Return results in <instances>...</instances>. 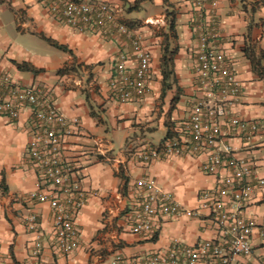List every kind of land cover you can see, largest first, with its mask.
<instances>
[{"label": "crops", "instance_id": "1", "mask_svg": "<svg viewBox=\"0 0 264 264\" xmlns=\"http://www.w3.org/2000/svg\"><path fill=\"white\" fill-rule=\"evenodd\" d=\"M89 1L115 6L120 22L141 35L152 52L151 90L146 96L128 102L112 95L110 78L120 54L127 53L131 66L137 64L127 35L106 39L91 32L80 33L58 19L42 0H0L1 13L11 10L13 14L8 24L0 15V64L23 83L48 86L61 112L79 121V126L64 140L63 155L73 166L74 178L82 187L98 191L78 216L81 246L64 252L57 243L54 211L49 202L32 197L33 192L48 188L28 163L34 137L32 111L23 108L13 121L0 117V260L3 264H145L148 256L165 255L176 242L195 245L221 237L207 209H201L195 217L162 219L156 223L152 235L133 233L131 227L145 199V193L136 187L141 176L150 174L180 204L196 208L201 193L215 189L219 175L230 174L227 169L217 174L204 172L206 154L169 156L145 164L137 161L134 153L143 142L149 141L145 138L147 134L162 131V138L151 142L154 144L183 134L182 124L190 114L191 101L200 94L194 59L199 45L196 27L202 15L216 22L217 43L233 61H238L241 56L247 57L249 46L256 45L264 51V0H206L203 10L194 0ZM172 19L176 36L169 26ZM148 20L155 23L149 24ZM48 38L66 45L71 52L59 48L63 54L57 60L39 62L25 57L22 45L14 49L15 41L48 49L49 45L54 46ZM168 43L171 49L178 46V52L174 74L168 81L172 86L162 96L163 54ZM14 60L31 63L37 72L19 70ZM246 60L244 74L234 65L244 89L229 106L244 120H258L262 130L250 141L236 133L224 143L237 156L247 159L254 170L251 180L255 190L242 214L259 226L252 235L251 255H238L233 264H261L264 185L258 186L255 177L264 178V78L254 72L248 57ZM64 67L63 72H58ZM116 141L121 142L120 146H116ZM32 214L37 216V229L30 227Z\"/></svg>", "mask_w": 264, "mask_h": 264}, {"label": "built area", "instance_id": "2", "mask_svg": "<svg viewBox=\"0 0 264 264\" xmlns=\"http://www.w3.org/2000/svg\"><path fill=\"white\" fill-rule=\"evenodd\" d=\"M42 1L58 19L80 33L91 32L106 39L127 35L137 64L131 66L127 53L120 54L110 78L112 95L128 102L150 92L152 52L138 32L120 22L115 6L89 0ZM194 3L203 10L206 0H194ZM147 23L154 24L155 21L148 20ZM215 23L202 15L196 27L199 45L194 70L200 94L191 101L190 114L182 124L183 134L167 137L160 144L143 142L134 158L149 164L169 156L206 154L204 172L217 174L227 169L230 174L219 175L216 188L203 191L196 208L180 204L174 194L160 187L150 174L141 176L136 187L145 193V199L131 230L135 234L152 235L156 223L162 219L195 217L201 209H207L221 237L205 239L195 245L176 242L165 255L148 256L145 264H233L236 256H249L253 250L252 235L259 226L246 219L242 212L255 190L251 180L254 170L247 159L237 156L224 142L236 133L241 134L246 142L250 141L262 130V125L258 120H244L230 109L229 105L241 96L244 82L234 69L233 59L217 43L219 29ZM26 107L32 111L34 130L28 163L48 187L33 192L32 197L49 202L54 211L58 246L64 252H72L82 244L79 213L88 199L98 194V191L82 187L74 178L73 166L63 155L64 140L79 126V121L69 119L61 112L48 86L23 83L0 64V117L13 121ZM255 179L258 186L264 185V178ZM29 221L30 227L37 229L35 214L29 216ZM260 229L264 237V223ZM0 264H3L1 260Z\"/></svg>", "mask_w": 264, "mask_h": 264}, {"label": "trees", "instance_id": "3", "mask_svg": "<svg viewBox=\"0 0 264 264\" xmlns=\"http://www.w3.org/2000/svg\"><path fill=\"white\" fill-rule=\"evenodd\" d=\"M170 30L174 32L175 34V20L172 19L169 22ZM173 34V35H174ZM176 36V34H175ZM176 38V37H175ZM51 44L54 46L64 50V51H69L71 50L66 46L59 44L57 41H54L50 38L47 39ZM178 52V46H175L174 48L171 49L170 43L165 44L164 46V54H163V89H162V96L165 95V91L172 86L170 82H168L171 78V76L174 74L173 72V64H174V59L175 55ZM246 55L248 59L251 62L252 68L254 72L258 74L259 77L264 78V51L261 49H258L256 45L249 46L246 49ZM14 64L17 66L19 70L22 71H32V72H37V69L29 62H18V61H13ZM65 69L61 68L58 70V72H63ZM174 82H177V79L174 77ZM176 100V99H175Z\"/></svg>", "mask_w": 264, "mask_h": 264}, {"label": "rangeland", "instance_id": "4", "mask_svg": "<svg viewBox=\"0 0 264 264\" xmlns=\"http://www.w3.org/2000/svg\"><path fill=\"white\" fill-rule=\"evenodd\" d=\"M0 15L4 17L6 24H8V22H10V20H12L13 18V14L11 10H8V12H5V13H1L0 11ZM21 45L23 46L22 48H24L22 50L25 51L24 56L25 57L30 56L34 61L40 62L41 60L46 61L49 59L57 60L58 57H61L63 54L62 50L54 46L49 45L47 49V47H44V46L42 47V45H37V44L27 45L21 41H15L14 49L17 50L16 48ZM246 58L247 57L245 56H241L239 57L238 61H234L235 62L234 65H236V68L238 69V71L243 74L246 72V62H247ZM23 74L27 75L28 73H23ZM145 138L146 140H149L150 142H157L160 138H162V131L155 132L154 135L147 134ZM120 143H121L120 141H116V146H120Z\"/></svg>", "mask_w": 264, "mask_h": 264}]
</instances>
